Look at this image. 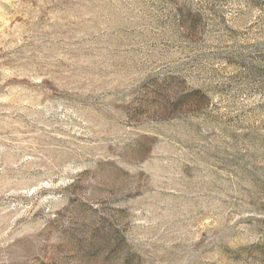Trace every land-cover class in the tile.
Masks as SVG:
<instances>
[{"label": "rangeland", "instance_id": "1", "mask_svg": "<svg viewBox=\"0 0 264 264\" xmlns=\"http://www.w3.org/2000/svg\"><path fill=\"white\" fill-rule=\"evenodd\" d=\"M0 264H264V0H0Z\"/></svg>", "mask_w": 264, "mask_h": 264}]
</instances>
